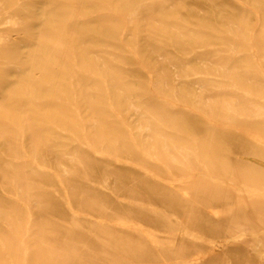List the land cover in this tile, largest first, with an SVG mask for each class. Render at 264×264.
Listing matches in <instances>:
<instances>
[{
    "label": "rangeland",
    "instance_id": "1",
    "mask_svg": "<svg viewBox=\"0 0 264 264\" xmlns=\"http://www.w3.org/2000/svg\"><path fill=\"white\" fill-rule=\"evenodd\" d=\"M25 1L3 0L0 30L35 21L41 104L0 136V264H264V205L223 202L195 178L176 186L169 163L188 151L195 169L193 109L264 87L251 50L264 66V0H168L134 19L131 6L150 0ZM47 95L55 104L42 105ZM251 153L238 156L264 171V151Z\"/></svg>",
    "mask_w": 264,
    "mask_h": 264
},
{
    "label": "bare ground",
    "instance_id": "2",
    "mask_svg": "<svg viewBox=\"0 0 264 264\" xmlns=\"http://www.w3.org/2000/svg\"><path fill=\"white\" fill-rule=\"evenodd\" d=\"M18 1L20 2V0H18ZM21 1H24V0H21ZM26 1H28V0H26ZM167 1L168 0H150V3H146V2L142 3L140 1H138V3L134 7L131 6L132 11L130 13V16H131V18L134 19L141 12L140 10L142 8L153 7L156 4H163V3H166ZM6 2H7V0H6ZM8 4H9V1H8ZM76 5H77V3H76ZM201 6H202V4H201ZM3 7H4L3 6V0H0V25L4 23L1 21L2 13H5L4 8L7 9L6 6L4 8ZM10 7H12V6H10ZM76 7H78V6H76ZM88 7H90V6H88ZM109 7H110V5H109ZM12 9H14V8H12ZM7 10H8L7 12H10L9 8ZM113 12H115V11H113ZM255 12H257V11H255ZM115 14L116 13H114L113 15H115ZM257 15H259V14H257ZM10 16H11V14H10ZM94 16H96V15H93V17ZM21 17L23 18V16H21ZM90 17H92V16H90ZM127 17H126V19L129 20L130 17L129 18H127ZM22 18H20V19L19 18H9L8 21H6V23L11 24V26L9 28L6 27V28L0 30V136H2V135L7 136L8 134L9 135L17 134L19 132V130L21 128V121H22L21 110L25 104L29 105L30 109L32 110V113H34L36 108L38 106H40V104H41L40 102H38V100L40 98L37 95V90H36L37 89V77H39L37 75V66H36V61H35L36 57H37V52L35 51V48H34L33 43L31 41V39H32L31 31L33 28H35L36 24H35L34 20L30 19V21L27 22V24L25 25L22 22L25 19V17L23 18V20H22ZM123 20H124V18H123ZM259 21H258V23H259ZM71 30H72V28H71ZM124 31H125V27H124ZM250 33H251V38H253L254 32L251 31ZM121 42H123V41H121ZM250 42H254V41L250 40ZM249 44H251V43H249ZM26 45H27V47L29 46V50H27V54H24L25 50L23 51L22 47L26 46ZM211 45L212 44H210V46ZM127 48H129V47H127ZM251 48H252L251 49L252 55L254 57V60L256 61L257 67L260 69L261 74L264 77V66H263V64L259 58L258 47L256 44H252ZM217 51L223 52L226 50L222 48V49H218ZM135 55H136V53H135ZM74 57H75V55H74ZM209 58H211V57H209ZM139 62H140V60H139ZM142 68H143V66H142ZM143 69H145V67ZM149 76H150V74H149ZM70 78H72V77H70ZM150 79H151V77H150ZM151 83H150V85L152 86ZM48 84H50V83H48ZM24 86H27V91L23 90ZM107 90H108V87H107ZM152 90H153V87H152ZM214 92L215 91H212L211 93L213 94ZM229 93L230 94H227V95L224 94L223 96H221L220 108H218L217 111H203V110H200L197 108H195V110L193 109V111H195V119L198 121V123L200 125L195 130L196 137H197L196 141H198L197 142L198 147L195 149V169H193L187 165L186 160L189 158V156L192 154V152L186 151L184 153L181 152L178 155H174V156L170 157L169 163L176 170L181 171V172L176 174V178L174 175L171 174V170L169 173H170V175L174 176L173 178H174V182H176V186L191 185L193 183L194 178H195V185L197 186V188H199L201 191H205L206 193H208L212 196H215L216 198L220 199L223 202H231L235 206H238V207H243V206L247 207L249 205L250 206L254 205L256 207H259L260 204L264 205V185H263L264 184V171L261 170V166L258 164L259 162L257 163V162H253V161H249V160L245 161L244 159L241 160L238 156V153L241 152V154H242L243 152L245 153L246 151H249V150L252 152L251 154L257 153L259 151H264V87H262L260 92L256 93L252 89L244 88V87H242V85H237ZM45 99L46 100L44 102H42V105L51 106V105L55 104L54 101L52 100L51 96L47 95V96H45ZM165 100L167 101V99H165ZM64 103H66V102H64ZM73 107L76 108V106H73ZM179 107H182V106L180 105ZM187 108H190V107H187ZM112 109H114V108H112ZM211 110H213V108ZM77 112H79V110ZM190 114H193V113H190ZM118 115H120V113ZM79 117H81V116L79 115ZM120 118H121V116H120ZM85 131H86V129H85ZM132 137H133V135H132ZM132 139L134 140V138H132ZM86 140H85V142H86ZM207 141L210 143V146H207L205 144V142H207ZM165 146H166V144H165ZM170 146H172V148H174V149L177 148L176 145H174V142H171ZM136 147H138V146H136ZM90 148H92V147H90ZM166 150L168 152V148H166ZM227 152L229 154H232V155H230L229 158H226ZM97 155H99V154L97 153ZM100 156H101V154H100ZM149 156H147V158ZM153 158L154 157H152V159ZM155 159L157 161L159 160L157 157ZM150 160H151V158H150ZM116 161H118V160H116ZM126 167L127 168H135V167L131 166V162H128ZM4 170H6V169H4ZM51 172H53V171H51ZM146 172H147V170H146ZM149 173L151 174L152 172L149 171ZM151 176H153V175L151 174ZM195 176H197V177H195ZM16 177H18V176H16ZM155 177H157V176H155ZM166 182H168V181L166 180ZM171 183L168 185L170 186ZM61 185H62V183H61ZM102 189H104V188H102ZM109 191H111V190H109ZM65 193H67V192H65ZM181 194H182V192H181ZM184 194H182V195L184 196ZM186 194H187V192H186ZM186 194H185V196H187ZM66 196L68 197V195H66ZM67 199H68V201H70L69 197ZM69 206H71V205H69ZM27 208H28V206H27ZM70 208H72V206ZM150 211H152V210H150ZM154 212H152V213L154 214ZM75 213H77V212L75 211ZM213 214H214V212H213ZM78 215H79V213H78ZM218 215H216L215 217H217ZM85 216L87 217V215H85ZM99 220H97V221H99ZM100 221H102V220H100ZM104 222H105V220H104ZM127 222H129V221H127ZM102 223H103V221H102ZM113 223H115V221ZM129 223H126V226H123V227H127V225ZM135 224H137V223L134 222V225ZM29 225H30V223H29ZM137 225H139V224H137ZM120 226L121 225L119 224V227ZM27 227H29V226H27ZM132 227H134V226H132ZM142 228L145 229L146 227L145 228L142 227ZM134 229L136 230V228H133V231H134ZM28 231H27V233H28ZM166 232H168V231H166ZM145 233H146V230H145ZM154 233H152V234H154ZM244 233H237L236 235H234L235 241H236V239L242 238L244 236ZM167 235H165V238L167 237ZM255 235L256 236L264 235V228L255 232ZM175 236H177V235H175ZM162 237H164V236H162ZM150 238H151V236H150ZM157 238H161V237L158 236ZM198 238L195 237V239H197V242H198ZM202 239H200V241H202ZM231 239H233V238H231ZM192 240H194V239H192ZM194 241H196V240H194ZM22 242L24 243V240ZM154 242H156V241H154ZM151 243H152V241H151ZM157 244H156V246H157ZM23 246L25 247V245H23ZM158 246H159V244H158ZM160 247L162 248L163 246L161 245ZM164 247H165V245H164ZM26 253H27V251H26ZM25 256H26V254H25ZM26 257H25V259H26ZM198 259L200 260L201 258L199 257ZM203 259H205V258H203ZM191 260H193V259H191ZM23 262H25V260ZM191 263H194V262L192 261ZM23 264H25V263H23ZM259 264H260V262H259Z\"/></svg>",
    "mask_w": 264,
    "mask_h": 264
}]
</instances>
